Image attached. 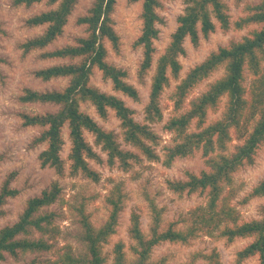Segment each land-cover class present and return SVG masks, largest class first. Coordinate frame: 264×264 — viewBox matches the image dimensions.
Instances as JSON below:
<instances>
[{"label":"clouds","instance_id":"clouds-1","mask_svg":"<svg viewBox=\"0 0 264 264\" xmlns=\"http://www.w3.org/2000/svg\"><path fill=\"white\" fill-rule=\"evenodd\" d=\"M0 264H264V0H0Z\"/></svg>","mask_w":264,"mask_h":264}]
</instances>
